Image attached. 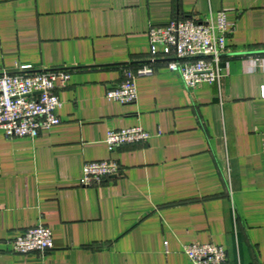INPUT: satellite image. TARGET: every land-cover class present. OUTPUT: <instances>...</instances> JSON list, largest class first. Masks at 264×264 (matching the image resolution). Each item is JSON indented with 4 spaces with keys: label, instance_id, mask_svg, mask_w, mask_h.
<instances>
[{
    "label": "crops",
    "instance_id": "obj_1",
    "mask_svg": "<svg viewBox=\"0 0 264 264\" xmlns=\"http://www.w3.org/2000/svg\"><path fill=\"white\" fill-rule=\"evenodd\" d=\"M218 10L233 26L219 81L188 89L159 60L136 101L109 99L149 62L151 26ZM24 66L71 78L58 125L0 129V264H192L184 245L204 242L224 264H264V0H0V73ZM137 125L147 141L109 148V130ZM107 159L121 173L82 184ZM38 224L54 247L15 252Z\"/></svg>",
    "mask_w": 264,
    "mask_h": 264
},
{
    "label": "built area",
    "instance_id": "obj_2",
    "mask_svg": "<svg viewBox=\"0 0 264 264\" xmlns=\"http://www.w3.org/2000/svg\"><path fill=\"white\" fill-rule=\"evenodd\" d=\"M232 31L225 10L211 12L204 19L177 18L165 25L151 26L149 62L126 68L125 79L108 89L107 96L123 103L136 101L137 77L154 73L159 60L166 61L168 69L180 75L188 89L219 81L224 75L223 54ZM30 68L24 66L25 71L0 73V129L7 137L34 138L61 122L58 109L62 100L58 91L71 78L70 71H29ZM151 136L150 131L137 125L109 130L106 141L114 150L124 144L147 141ZM120 173L121 167L113 159L91 160L84 164L81 182L94 185ZM52 247L53 232L43 224L25 229L13 240V250L18 253L47 251ZM184 251L192 264H224L228 259L225 247L213 242L187 243Z\"/></svg>",
    "mask_w": 264,
    "mask_h": 264
}]
</instances>
